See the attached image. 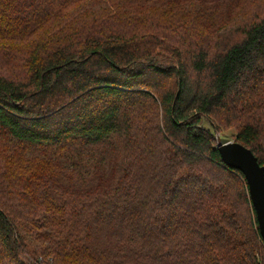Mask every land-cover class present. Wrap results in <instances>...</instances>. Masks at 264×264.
<instances>
[{"label":"trees","instance_id":"obj_1","mask_svg":"<svg viewBox=\"0 0 264 264\" xmlns=\"http://www.w3.org/2000/svg\"><path fill=\"white\" fill-rule=\"evenodd\" d=\"M227 129L264 166V0H0V264H264Z\"/></svg>","mask_w":264,"mask_h":264},{"label":"water","instance_id":"obj_2","mask_svg":"<svg viewBox=\"0 0 264 264\" xmlns=\"http://www.w3.org/2000/svg\"><path fill=\"white\" fill-rule=\"evenodd\" d=\"M216 149L227 166L240 170L245 176L259 234L264 241V166L259 165L248 148L236 141L222 142L216 136Z\"/></svg>","mask_w":264,"mask_h":264},{"label":"rangeland","instance_id":"obj_3","mask_svg":"<svg viewBox=\"0 0 264 264\" xmlns=\"http://www.w3.org/2000/svg\"><path fill=\"white\" fill-rule=\"evenodd\" d=\"M203 125L207 128L210 126L209 122H207V121H203ZM233 135H234L233 129L222 130L220 133H217V136L220 137V139L223 142L235 141L233 138ZM31 251H32V249H30L29 252L24 257H22V261H24V262L29 261L30 257L32 256V255H30ZM39 259H40V257H39Z\"/></svg>","mask_w":264,"mask_h":264}]
</instances>
